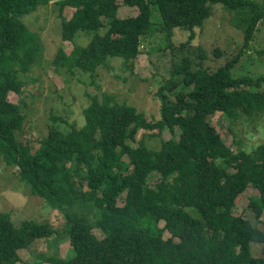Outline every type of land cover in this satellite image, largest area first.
<instances>
[{
	"label": "trees",
	"instance_id": "16d2710c",
	"mask_svg": "<svg viewBox=\"0 0 264 264\" xmlns=\"http://www.w3.org/2000/svg\"><path fill=\"white\" fill-rule=\"evenodd\" d=\"M48 1L0 0V160L16 168L29 194L61 212L64 222L60 229L30 219L15 226L0 212V264H23L20 253L41 239L56 245L66 239L74 252L69 259L41 255L48 264H264V256L253 257L249 250L250 243L264 250V232L255 226L264 208V140L250 151H232L207 118L217 111L234 120L264 113V75L232 76L237 58L209 68L203 64L205 50L191 46L195 29L212 14L211 5L219 4L250 12L243 17L247 47L264 16V0H54L63 42H72L79 31L90 33L87 45L74 46L68 55L57 49L52 65L67 75L94 76L111 58L132 64L150 30L151 4L168 40L175 29L188 37L154 94L158 118L100 93L90 96L82 124L49 116L38 147L30 150L18 136L20 104L8 97L20 95L21 77L40 53L20 17ZM121 4L137 8V14L117 16ZM66 6L74 8L67 17ZM165 127L172 136L157 148L144 139L132 145L139 129L156 128L150 135L156 137ZM153 172L160 179L151 186ZM247 186L258 190L248 201L252 219L233 213ZM77 202L91 211L93 223L74 209Z\"/></svg>",
	"mask_w": 264,
	"mask_h": 264
},
{
	"label": "rangeland",
	"instance_id": "374dc122",
	"mask_svg": "<svg viewBox=\"0 0 264 264\" xmlns=\"http://www.w3.org/2000/svg\"><path fill=\"white\" fill-rule=\"evenodd\" d=\"M53 1L49 0L47 4L39 5L35 10L20 17L26 29L36 36L40 53L37 62L21 77L23 84L20 95L10 93L8 99L12 103L20 104L24 118L18 136L28 142L30 150L38 147L39 138L46 132L49 116L56 115L68 122L82 124L83 110L89 104L90 96L100 93L109 95L114 102L126 103L138 111L145 112L147 118H158L160 101L154 94L162 81L169 77L173 61L177 62L181 58L177 49L180 44L186 42L188 32L175 29L168 40L165 31L160 29L158 9L151 4L150 30L141 38V52L132 64L123 65L121 59L111 58L107 67L100 68L94 76H91L93 73H75L71 76L64 70L58 72L52 65L56 51L61 48L68 55L74 46L87 45L90 33L79 31L72 42H63L60 38L57 10L53 12L51 6ZM218 5H211L212 14L205 18L202 27L195 29L192 49L196 52L200 46L205 50L206 59L203 64L209 68L237 58V63L233 64L231 69L232 76L264 75V16L258 21L247 47H244L246 21L243 17L248 16L250 12L246 10L237 13L233 9ZM72 11L74 8L66 6L63 15L67 17ZM137 12V8L121 4L117 16H131ZM103 21L106 22V19L103 18ZM105 29L101 28L100 33ZM214 50L218 55L214 56ZM207 118L217 129L223 143L230 146L232 151L237 147L250 151L264 140V113L253 118L242 116L234 120L217 111ZM156 132V128L139 129L132 145L144 139L148 146L157 148L161 139L166 140L172 136L167 127L163 128L158 136H150ZM159 179V175L153 172L147 182L152 186ZM123 196L124 194L117 200L119 205L122 204ZM257 196L258 190L247 186L238 196L233 213L252 219L248 201ZM74 209L81 211L91 223L94 222L91 211L85 209L80 202L75 203ZM0 212L7 213L15 226L24 219H30L37 223L46 222L60 229L64 222L61 212L47 206L40 197L29 194L28 186L18 178L16 168L1 160ZM255 226L264 232V208ZM157 227L162 228L163 223H158ZM92 232L97 238H102L98 230L94 229ZM163 237L166 239L169 234L165 232ZM249 250L253 257L264 256L263 246L259 243H250ZM55 254L69 259L74 252L66 239L59 241L57 245L53 240L41 239L32 242L20 253V257L23 264H48L41 262V255Z\"/></svg>",
	"mask_w": 264,
	"mask_h": 264
}]
</instances>
